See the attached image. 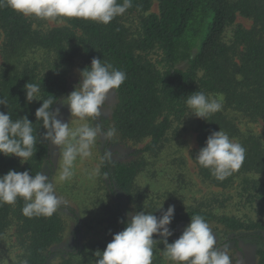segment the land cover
<instances>
[{
	"label": "trees",
	"instance_id": "16d2710c",
	"mask_svg": "<svg viewBox=\"0 0 264 264\" xmlns=\"http://www.w3.org/2000/svg\"><path fill=\"white\" fill-rule=\"evenodd\" d=\"M154 1L156 14L150 13ZM131 15L139 16L136 33L125 25V18ZM238 15L250 20L252 26H235L231 43L227 44L223 35ZM57 19L65 25L45 29V20L26 17L6 3L0 6V98L7 100V106L0 105V112H8L13 120L27 116L37 137L36 153L25 163L15 156L0 154V176L9 170L29 171L34 176L43 164H49L51 145L43 140L46 130L35 112L45 99L53 101L54 111L68 94L69 70L77 62L83 70L98 58L126 73L125 82L116 91L119 102L112 121L120 140L134 144L148 140L135 153L156 155L162 150L174 121L186 112L189 94L203 91L222 96L224 110L210 115L207 121L200 120L197 154L207 137L221 129L246 149L245 160L238 171L218 180L197 163L196 154L198 176L223 189L241 181L244 189L253 192L264 214V142L251 130L242 132L227 112L250 124H264V0H131V6L109 24L80 18ZM154 51L161 55V70L146 58ZM28 82L40 85V101H26L24 86ZM144 165L142 160L114 163L111 167L108 159L103 162L102 176L115 201L106 223L114 234L129 223L121 197L135 204L137 211L153 213L158 218L166 211L158 210L152 201L147 203L136 191V180ZM24 204L22 198L14 205L0 203V240L8 227L15 226V245L21 251L19 264H47L50 249L61 242L63 221L57 213L51 217H26L22 213ZM61 208L78 226L76 212L66 206ZM193 215L215 222L228 232L243 233L225 238L222 244L237 247L245 238L264 242V224L242 223L234 217L189 207L175 209L169 243L182 234L175 227L190 224ZM153 238L162 239L156 234ZM106 246L107 243H88L77 254L65 255L59 264H95V252ZM163 248V242L157 241L152 264H166ZM256 255L257 264H264V249Z\"/></svg>",
	"mask_w": 264,
	"mask_h": 264
},
{
	"label": "clouds",
	"instance_id": "9594fccd",
	"mask_svg": "<svg viewBox=\"0 0 264 264\" xmlns=\"http://www.w3.org/2000/svg\"><path fill=\"white\" fill-rule=\"evenodd\" d=\"M11 8L26 17L43 20H56L61 17L92 20L109 24L115 17L123 14L131 6V0H0V6ZM82 82L61 101L70 111L72 118L92 123H82L71 127L59 119L60 109L52 110L53 101L45 99L36 110L37 120L42 121L46 130L43 140L60 150L62 166L59 173L61 182L69 181L74 175V165L79 158L92 155V148L98 139L110 141L117 135L114 125L105 128L101 109L111 111L106 98L116 91L126 80V73L113 67L111 63L93 58L90 67L80 71ZM26 101H40V85L26 83L24 86ZM0 105L7 106L6 98H0ZM189 114L199 119L207 118L223 109L220 95L195 91L186 96ZM72 121V119H71ZM37 137L34 135L33 122L27 116L13 120L7 112H0V154L15 156L21 163L27 162L36 153ZM246 149L223 130L212 132L206 139L195 160L211 171L218 180H224L238 171L245 160ZM110 158L105 153L101 163ZM94 174H99V168ZM18 198L25 201L22 213L26 217H51L65 203L56 191V185L43 171L34 176L29 171L9 170L0 176V203L14 205ZM162 206L158 210L162 209ZM175 206L170 205L158 218L144 211L131 214V220L124 230L113 235L103 251H96L95 264H152L153 248L157 241L164 244V255L173 264H243L230 254L226 243L217 240V235L209 223L200 215L190 217V224L174 242L168 237L173 233L169 229L174 218ZM154 234L162 239H154ZM26 264V262H25Z\"/></svg>",
	"mask_w": 264,
	"mask_h": 264
},
{
	"label": "rangeland",
	"instance_id": "374dc122",
	"mask_svg": "<svg viewBox=\"0 0 264 264\" xmlns=\"http://www.w3.org/2000/svg\"><path fill=\"white\" fill-rule=\"evenodd\" d=\"M150 13H158L156 1L153 2ZM138 23V15L125 18V25L132 33L137 32ZM64 25L58 19L45 20L44 27L47 29ZM237 25L242 26L244 29H250L252 22L238 15L234 25L228 28L223 35L225 43H231L233 29ZM2 41L1 37L0 48ZM146 58L157 69H162L159 52H151L146 55ZM80 71L79 62L69 70L67 78L68 94L66 97L82 82ZM118 102L117 94L110 90L106 98V104L112 106L111 111L108 112L102 108V117L95 122H102L105 128L112 126V115ZM57 108L60 109L59 119L66 123L71 122L70 126L73 128L82 123H92L91 118L86 121L72 118L68 107L62 105L61 102ZM189 112L190 109L187 108L184 116L180 120L174 121L165 138L162 150L160 149L156 155L135 153L143 149L148 140L134 144L120 140L118 134L110 141L104 140L103 135H101V138L98 139L97 144L91 150V156L87 158L78 157L73 169L74 175L69 181L61 182L59 180L62 157L58 148L50 146L49 164H43L41 171L55 182L57 193L65 201L61 207L72 208L79 218V225L77 226L75 220L65 209L60 208L57 211L63 221L64 231L61 242L50 249L51 254L48 255L47 264H59L61 259L65 258V255L69 253L77 254L88 243L108 244L111 242L114 233L109 230L106 218L110 211L114 209L113 203L115 201L102 176L103 163H101V158L105 153H110L109 167L114 163L128 164L144 161L145 165L136 180V191L147 203L149 201L154 202L157 208L162 204V209L165 210L170 205H174L175 209L195 207L212 211L219 216L234 217L242 223L264 224V214L259 202L254 198L252 191L243 188L240 184L241 181L238 180L233 186L223 189L211 186L200 179L194 158L198 150L197 128L201 119L189 114ZM227 112L232 118H235V122L242 132L251 130L259 135L264 142L263 123L250 124L240 119L235 113ZM97 168H99V174H94ZM121 203L130 222V213L135 214L139 211H137L135 204H129L122 197ZM188 225L179 224L174 230L183 233ZM209 225L216 233L219 242L225 238L243 234L228 232L215 222H211ZM77 228H79L78 234L76 232ZM15 229V226L8 227L0 240V264L20 263L21 251L15 245ZM178 238L176 237L174 241ZM228 247L234 261L241 260L243 264H257L256 253L259 249H264V242L255 238H245L239 240L237 247L233 243H229ZM166 264H173V262L167 258Z\"/></svg>",
	"mask_w": 264,
	"mask_h": 264
}]
</instances>
